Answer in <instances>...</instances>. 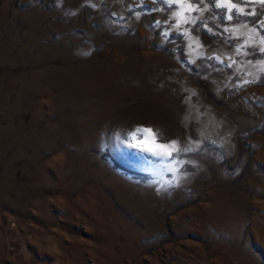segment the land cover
<instances>
[{
	"label": "rangeland",
	"instance_id": "1",
	"mask_svg": "<svg viewBox=\"0 0 264 264\" xmlns=\"http://www.w3.org/2000/svg\"><path fill=\"white\" fill-rule=\"evenodd\" d=\"M228 2L0 0V264H264V4Z\"/></svg>",
	"mask_w": 264,
	"mask_h": 264
},
{
	"label": "snow or ice",
	"instance_id": "2",
	"mask_svg": "<svg viewBox=\"0 0 264 264\" xmlns=\"http://www.w3.org/2000/svg\"><path fill=\"white\" fill-rule=\"evenodd\" d=\"M159 2L167 4L170 8L172 7H179L180 11H176L173 13L174 16L178 17L179 19L176 20L175 25L173 27L179 28L180 24L184 23H191L193 25H196L198 21H200V17H192V16H185L184 12L185 10L188 12L196 11L201 13V16L204 11H207V8H200L197 5L205 3V0H195V4L192 3H185L184 0H159ZM209 3H211L214 7L217 8H225L228 15L227 19L231 20L233 19V15H239L241 13L245 12L244 8H237L235 4L228 2V0H208ZM240 3L248 4V3H261L264 4V0H239ZM235 10V11H234ZM249 15H257L255 9H253ZM221 20H223L225 17L221 15L219 17ZM156 26H160V21H156ZM255 23V21L253 22ZM200 27L206 28L208 32H211L212 29L207 27L206 23L201 22ZM261 28H264V22H261L260 24ZM225 31H232V29H225ZM238 31V30H236ZM252 32H255L256 29L253 28L251 30ZM184 34L188 36L189 40L191 41L189 44V49L192 51H195L196 49H199L201 47L198 40L194 39L190 31L188 29L184 30ZM253 39L250 36L248 40L245 41L246 44L253 43ZM256 43H259L261 45H264V37H262L259 41H256ZM195 44V49L192 48V45ZM244 45H241L240 48H243ZM240 48H237V52L240 51ZM261 53H264V47H261L259 49ZM198 56H203V52H198ZM216 59L220 60V57H209V59ZM194 63V61H193ZM223 63V61H221ZM235 63V61H233ZM260 68L259 71L264 73V60H261L259 62ZM257 80L261 79V77H257ZM255 81H248L245 80L244 83H253ZM126 142L129 144V146L137 148L141 152H147L151 156H154L157 158V161L165 168L166 171L169 172H175L178 169L175 167L177 164L180 166H183L185 161L179 160L178 157L183 153H189L192 151H195L191 146H185L181 147L179 142L177 140H171L167 143H164L160 140V137L157 135L156 131L152 128H146L142 126H138L132 131L128 132L125 137ZM168 184H171L172 181H168Z\"/></svg>",
	"mask_w": 264,
	"mask_h": 264
}]
</instances>
